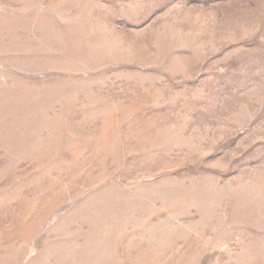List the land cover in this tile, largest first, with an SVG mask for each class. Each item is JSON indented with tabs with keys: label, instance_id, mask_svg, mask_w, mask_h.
Returning <instances> with one entry per match:
<instances>
[{
	"label": "rangeland",
	"instance_id": "374dc122",
	"mask_svg": "<svg viewBox=\"0 0 264 264\" xmlns=\"http://www.w3.org/2000/svg\"><path fill=\"white\" fill-rule=\"evenodd\" d=\"M0 264H264V0H0Z\"/></svg>",
	"mask_w": 264,
	"mask_h": 264
}]
</instances>
